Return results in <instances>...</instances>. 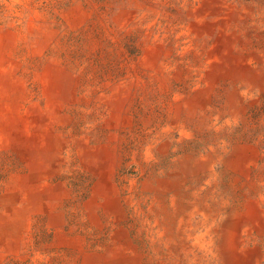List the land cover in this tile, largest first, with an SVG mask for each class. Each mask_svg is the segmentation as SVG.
<instances>
[{"label": "rangeland", "instance_id": "374dc122", "mask_svg": "<svg viewBox=\"0 0 264 264\" xmlns=\"http://www.w3.org/2000/svg\"><path fill=\"white\" fill-rule=\"evenodd\" d=\"M231 1L248 19L229 26L193 14L205 0H0V264H158L175 192L146 184L219 155L217 179L191 175L178 199L249 185L221 158L254 146L264 164V0ZM105 171L133 200L124 218L103 207Z\"/></svg>", "mask_w": 264, "mask_h": 264}, {"label": "bare ground", "instance_id": "6f19581e", "mask_svg": "<svg viewBox=\"0 0 264 264\" xmlns=\"http://www.w3.org/2000/svg\"><path fill=\"white\" fill-rule=\"evenodd\" d=\"M227 2H231L230 11L227 10ZM226 12L228 14H225L227 16L225 21L229 26L235 22L240 24L248 19L247 12H238L237 6H233L231 0H205L203 6L197 11L194 10L193 14L202 18H209L213 14ZM214 29V26L206 27L207 32L210 33ZM230 39L229 46L231 47L229 49L232 51L233 42L236 38L231 37ZM226 49L213 51V56L219 55L221 51H226ZM228 67L229 64L217 63L216 59L210 79L218 81L226 73L224 71H228ZM249 82L251 80H248ZM234 95L236 102L241 103L243 98L240 92L236 90ZM177 107H181V104L179 103ZM232 107L238 106L233 104ZM172 125L181 133H185L184 125L179 123L177 117ZM168 149L169 144L164 145V150L168 151ZM151 153L146 154L150 155ZM260 156L259 149L254 146H239L232 155L225 159H223L224 157L221 158L226 169L242 177L246 182H249V185L241 183L240 178H238L232 185L234 197H222L219 201L214 200V198H211L210 201L209 197L202 198L198 193H194L195 191L192 192L194 193L193 197L188 201L178 199L182 192L181 189L186 183H184V179L191 175L205 172L210 174L214 181L217 179L215 165L218 163L216 160H219V155H211L205 160H196L191 157L183 158L178 162L181 166L182 178L174 181L164 179L158 183L156 188L146 184L145 190L159 189L156 190V193L161 194L162 197L169 192H175L171 199V212L167 216L169 220L158 231L159 239H166L165 245L169 257L167 260H163L164 258L161 257L158 264H264V164H260L262 160ZM102 182L100 188L102 196L105 195L106 197L104 198L106 202L103 204L106 213L116 212L124 218L126 215L123 213L125 210L123 204L131 206L133 204L132 198L121 197V200L114 197L112 183L108 181L107 171L104 172ZM89 207L91 212L95 214L94 210L98 208L96 199L90 202ZM146 222L148 223L147 220ZM154 250L160 253L159 249ZM139 260L140 258L120 260V257H117L115 262L112 261L108 264H140Z\"/></svg>", "mask_w": 264, "mask_h": 264}]
</instances>
